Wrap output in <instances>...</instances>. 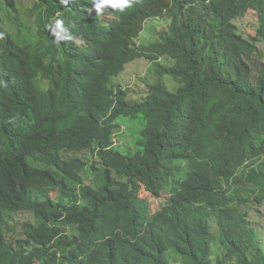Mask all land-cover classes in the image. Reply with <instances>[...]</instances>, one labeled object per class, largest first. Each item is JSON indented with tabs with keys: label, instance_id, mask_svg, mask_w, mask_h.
Here are the masks:
<instances>
[{
	"label": "trees",
	"instance_id": "obj_1",
	"mask_svg": "<svg viewBox=\"0 0 264 264\" xmlns=\"http://www.w3.org/2000/svg\"><path fill=\"white\" fill-rule=\"evenodd\" d=\"M24 1L0 0V51L22 69L0 77V264H264V0ZM139 59L145 93L115 85ZM140 116L123 154L118 120Z\"/></svg>",
	"mask_w": 264,
	"mask_h": 264
},
{
	"label": "rangeland",
	"instance_id": "obj_2",
	"mask_svg": "<svg viewBox=\"0 0 264 264\" xmlns=\"http://www.w3.org/2000/svg\"><path fill=\"white\" fill-rule=\"evenodd\" d=\"M238 31L243 34L246 38H251L256 34L257 18L254 12L248 14L246 18L238 19L235 21ZM165 25V20L159 18H154L147 21L144 25L143 32L140 35V42L143 44H150L155 42L157 39L158 30L163 28ZM258 48L260 51H264V43H258ZM163 64L170 65L173 62L164 58L162 60ZM153 65L150 61L145 59H139L131 62L127 65L125 71L121 73L117 78L113 80L115 85L121 86L122 88H130L136 91L138 94H144L148 84H152L155 77L151 74ZM165 83L168 85L169 89L173 92L176 91L178 83L174 81L171 77L167 76L164 79ZM120 124V129L115 132L114 142L117 149L123 154H132L138 150V143L141 139V131L144 128V118L143 116L137 119L131 118H121L118 120ZM72 158V156H69ZM83 161H89L91 155L89 152H83L79 156ZM167 196L162 199L150 200L152 204V209L157 210L160 205L165 202ZM252 217L254 222L257 223L258 232L264 236V207L261 209V214L252 210ZM17 220L21 223L26 220L33 221L32 217L27 215H20Z\"/></svg>",
	"mask_w": 264,
	"mask_h": 264
},
{
	"label": "clouds",
	"instance_id": "obj_3",
	"mask_svg": "<svg viewBox=\"0 0 264 264\" xmlns=\"http://www.w3.org/2000/svg\"><path fill=\"white\" fill-rule=\"evenodd\" d=\"M26 1L27 0H25L24 2H26ZM131 3H132V0H92L93 8L95 9V11L98 14L102 13L104 11V9L107 7H111L112 9H116V10L123 12L125 9L131 7ZM23 5H25V4H23ZM22 18L24 19V21L26 23L32 21V20H30V18H28V14H25L23 11H22ZM55 23H56V26L58 28H61V25H62L61 21H56ZM61 30L66 31V29H63V28H61ZM34 31H36V28ZM2 39H3V36H0V43H1ZM14 60H15L14 55L7 56V55L2 53V50L0 51V77H1L2 68L5 67L6 69L13 71V74L16 77V79L18 78L22 69H19L13 65ZM7 106H8V103L6 101L0 102V111H1V109L5 108ZM0 121H2L1 112H0Z\"/></svg>",
	"mask_w": 264,
	"mask_h": 264
}]
</instances>
